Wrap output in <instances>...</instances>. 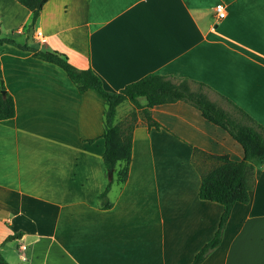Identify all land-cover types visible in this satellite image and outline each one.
<instances>
[{
    "label": "crops",
    "instance_id": "0c3cea01",
    "mask_svg": "<svg viewBox=\"0 0 264 264\" xmlns=\"http://www.w3.org/2000/svg\"><path fill=\"white\" fill-rule=\"evenodd\" d=\"M30 22L25 6L0 0L2 36L64 52L108 90L147 73L187 77L264 127V0H46ZM0 72L15 103L0 120V243L21 232L1 246L9 264H189L224 208L199 197L194 148L240 160L242 146L188 102L154 105L163 127L138 117L127 179L112 183L113 205L100 208L103 98L6 43ZM251 165L249 201L234 203L220 244L199 264H264V162Z\"/></svg>",
    "mask_w": 264,
    "mask_h": 264
},
{
    "label": "trees",
    "instance_id": "16d2710c",
    "mask_svg": "<svg viewBox=\"0 0 264 264\" xmlns=\"http://www.w3.org/2000/svg\"><path fill=\"white\" fill-rule=\"evenodd\" d=\"M31 11V27L40 14L46 0H16ZM10 44L21 50L30 51L34 57L54 63L61 67L75 85L79 93L88 89L96 91L104 100L103 132L104 149L102 153L106 170L112 169L116 177L108 178L106 187L98 195L100 208L113 205L107 192L112 183L121 186L127 179L131 159L133 130L138 117H141L149 128L160 129L162 124L153 118L150 109L154 105L183 100L196 107L204 118L224 128L243 149V158L233 160L226 155L207 153L198 148L193 151V164L200 174L198 195L201 199L216 201L223 205L218 227L214 235L201 246L189 264H199L216 248L221 241L222 232L232 206L236 202L247 203L253 181L251 161L264 162V127L242 108L228 98L236 115L216 105L209 99L204 83L187 77L175 78L157 73H147L140 78L125 84L118 91H111L103 86L100 77L90 68H77L68 60V56L56 49H38L18 42L0 32V45ZM1 75V73H0ZM0 120L15 115L13 96L6 91L1 78ZM144 100L142 102L141 100ZM130 102L133 110L116 121V109L123 102ZM210 161L208 167L196 163L197 156ZM21 232L9 234L0 243V264H9L1 253V246Z\"/></svg>",
    "mask_w": 264,
    "mask_h": 264
},
{
    "label": "rangeland",
    "instance_id": "374dc122",
    "mask_svg": "<svg viewBox=\"0 0 264 264\" xmlns=\"http://www.w3.org/2000/svg\"><path fill=\"white\" fill-rule=\"evenodd\" d=\"M8 34V35H7ZM7 37H11L13 39L16 40H20L22 41L17 35H10L9 33H6ZM29 43H31V39H29L28 41ZM1 73V72H0ZM1 76V75H0ZM1 80V77H0ZM209 98L219 107L223 108L224 110L233 113L234 115H236L235 111L232 109V107L226 103L224 100H222L220 97L216 96L214 93L207 91ZM133 110V106L130 102H125L120 110L117 111V118L116 121L119 120V114H120V118L125 117L130 111ZM196 163L201 166V167H208L211 163L209 160H207L206 158H204L203 156L199 155L196 158ZM112 175H114V177H116V172H112Z\"/></svg>",
    "mask_w": 264,
    "mask_h": 264
},
{
    "label": "built area",
    "instance_id": "2783aa9c",
    "mask_svg": "<svg viewBox=\"0 0 264 264\" xmlns=\"http://www.w3.org/2000/svg\"><path fill=\"white\" fill-rule=\"evenodd\" d=\"M214 11H215V17L217 19H222L226 16V9L222 3L215 4ZM21 247L24 248L25 246L21 245Z\"/></svg>",
    "mask_w": 264,
    "mask_h": 264
},
{
    "label": "water",
    "instance_id": "95a60500",
    "mask_svg": "<svg viewBox=\"0 0 264 264\" xmlns=\"http://www.w3.org/2000/svg\"><path fill=\"white\" fill-rule=\"evenodd\" d=\"M112 169H109L108 171H107V174H108V178H111L112 177Z\"/></svg>",
    "mask_w": 264,
    "mask_h": 264
}]
</instances>
